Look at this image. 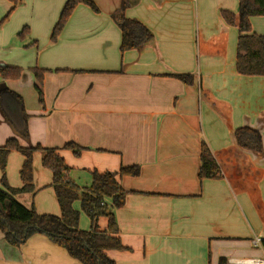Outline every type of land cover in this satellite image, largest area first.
<instances>
[{
  "label": "crops",
  "instance_id": "obj_1",
  "mask_svg": "<svg viewBox=\"0 0 264 264\" xmlns=\"http://www.w3.org/2000/svg\"><path fill=\"white\" fill-rule=\"evenodd\" d=\"M93 1L103 13L80 5L51 42L67 0H49L35 16L34 37L44 47L36 57L9 61L47 70L44 106L37 112L42 118L29 119V138L18 137L21 144L59 148L81 188L91 186L92 170L140 167L138 176L119 177L127 195L113 212L125 249L107 251L117 264H220L221 259L264 264L262 245L252 242L256 236L264 239V154L255 156L235 139V130L248 126L259 130L264 142V76L237 72L239 30L221 15L222 10L237 13L239 0H129L125 16L141 21L154 37L124 53L121 30L111 17L122 0ZM251 25L252 33L264 35V16L252 17ZM222 31L228 34L226 53L199 54L198 39ZM24 72L7 82L20 94L18 88L35 84L33 74ZM173 73H190L193 83L169 76ZM207 92L230 106L229 122ZM8 123L0 108V147L16 136ZM203 141L222 178L199 179ZM70 142L85 148L80 156L64 147ZM24 160L16 150L8 155L6 180L12 187L23 185ZM238 177L257 181L262 213L247 191L233 189L230 181ZM33 181L35 193H19L17 200L41 214L60 215L52 172L39 150L33 153ZM73 206L80 211L79 228L89 230L81 201ZM98 225L106 229L108 218L100 217ZM0 264L81 263L43 234L14 247L0 231Z\"/></svg>",
  "mask_w": 264,
  "mask_h": 264
},
{
  "label": "trees",
  "instance_id": "obj_2",
  "mask_svg": "<svg viewBox=\"0 0 264 264\" xmlns=\"http://www.w3.org/2000/svg\"><path fill=\"white\" fill-rule=\"evenodd\" d=\"M13 3L11 11L23 0H10ZM79 4H87L97 12L98 6L93 0H67L60 18L52 32V41L55 42L64 25L68 21L74 9ZM130 5L129 0H122L120 7L112 14V18L122 33L120 50L122 53L128 50L138 49L153 40V32L141 21L125 16V10ZM10 11V12H11ZM223 19L230 25H236L239 30L237 44V72L241 75L264 76V35L252 33L251 18L264 16V0H239L238 12L222 10ZM228 34L222 31L217 35L204 40L198 39L197 47L199 54L222 55L227 51ZM47 70L33 69L37 82L36 90L40 102H43V75ZM21 68L0 65V78L19 79L22 77ZM169 76L181 80L187 85L193 83L194 77L190 73H173ZM215 104L217 110L230 121L231 108L224 102L218 101L207 92ZM0 106L5 118L11 123L14 129L24 136L28 135L29 115L25 109L23 97L17 92L7 88L0 89ZM237 144L244 150L262 153L264 142L262 133L254 128L242 126L235 130ZM71 149L75 156H80L84 147L75 143H67L65 146ZM11 150H16L24 157V163L20 170V177L23 185L19 188L12 187L6 180L7 158ZM39 150L42 152V164L52 172V183L57 201L60 207V215L41 214L37 212L34 205L26 207L19 202L16 196L19 193H35L33 181V153ZM201 165L199 179H219L223 172L212 151L202 142ZM0 168L2 180L0 184V231L3 233L6 242L14 247H20L35 234L47 236L53 243L64 248L68 254L77 259L81 264H117L107 254L108 250H123L119 237L113 209L121 207L127 195L122 187L119 177L125 175L138 176L140 167L132 165L122 167L118 172H99L92 170V184L89 188H81L70 176V167L60 154L59 148L48 147H24L19 144L16 138L7 140L6 144L0 147ZM231 186L236 192L247 191L260 213L263 211L260 200V190L257 181L246 177L233 178ZM81 201V210L87 214L91 221L89 230L79 228L80 211L76 210L73 204ZM106 200H110L108 203ZM108 218V227L99 229L98 220L100 217ZM264 250V239H262ZM221 259L220 264H226Z\"/></svg>",
  "mask_w": 264,
  "mask_h": 264
},
{
  "label": "rangeland",
  "instance_id": "obj_3",
  "mask_svg": "<svg viewBox=\"0 0 264 264\" xmlns=\"http://www.w3.org/2000/svg\"><path fill=\"white\" fill-rule=\"evenodd\" d=\"M48 1L49 0H23L22 4L18 5L13 11H11V8L13 7V3L10 0H0V65L21 68L23 71L31 72L34 76L35 84L37 82V78L32 72L33 69H36L35 67L30 68L29 66L11 65L9 64V61L19 62L20 60H22V58L36 57L37 52H39L44 47L43 41H40L39 39L34 37V32H37L39 30V26L37 24L35 16L37 15L38 12H41L49 7ZM80 5L85 6L86 9L84 10L86 11L97 13V14L103 13V10L101 9H99V11L97 12L96 10H94L87 4H79L74 9L71 16L73 15V13L77 10V8ZM82 12H85V11L82 10ZM31 19H34L32 23H31ZM67 22L64 25V28L67 25ZM52 32L50 36L51 42H52ZM3 80L4 81L2 82L6 85V87L11 89L7 85V82L12 83V82L17 81L18 79L9 78V79H3ZM43 80H44V75H43ZM35 84L34 86L25 87L23 89L18 88L19 91H23V93H21L22 95L18 93L17 90L15 91L11 89L23 97L24 103H25V109L29 115V119L34 118V117L40 118L41 112L39 113L37 112L38 110H41L42 107L44 106V100L43 102H40L39 100V94L36 90ZM43 98H44V95H43ZM29 110L33 111L31 113L32 116L29 113L30 112ZM29 119H28V135L27 136H24L21 133L17 132L14 129V127L11 125L16 135L12 138H16L20 145L22 144L18 137L23 138V139L29 138ZM6 142L3 145H5ZM41 147L45 148L46 146L41 145ZM1 173H2V170H1Z\"/></svg>",
  "mask_w": 264,
  "mask_h": 264
},
{
  "label": "built area",
  "instance_id": "obj_4",
  "mask_svg": "<svg viewBox=\"0 0 264 264\" xmlns=\"http://www.w3.org/2000/svg\"><path fill=\"white\" fill-rule=\"evenodd\" d=\"M253 244L255 246H260L262 244V238L260 236H256L253 238ZM260 263V260H258V264Z\"/></svg>",
  "mask_w": 264,
  "mask_h": 264
},
{
  "label": "water",
  "instance_id": "obj_5",
  "mask_svg": "<svg viewBox=\"0 0 264 264\" xmlns=\"http://www.w3.org/2000/svg\"><path fill=\"white\" fill-rule=\"evenodd\" d=\"M25 75V72H23V74H22V77ZM21 77V78H22ZM5 87V84H1V86H0V89H3ZM255 156H261V155H263L264 154V150H263V152L262 153H254V152H252ZM0 209H1V204H0Z\"/></svg>",
  "mask_w": 264,
  "mask_h": 264
}]
</instances>
